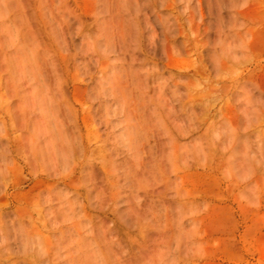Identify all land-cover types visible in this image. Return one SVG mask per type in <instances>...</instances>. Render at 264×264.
<instances>
[{"label": "rangeland", "instance_id": "374dc122", "mask_svg": "<svg viewBox=\"0 0 264 264\" xmlns=\"http://www.w3.org/2000/svg\"><path fill=\"white\" fill-rule=\"evenodd\" d=\"M61 1L0 0V264H264V0Z\"/></svg>", "mask_w": 264, "mask_h": 264}, {"label": "bare ground", "instance_id": "6f19581e", "mask_svg": "<svg viewBox=\"0 0 264 264\" xmlns=\"http://www.w3.org/2000/svg\"><path fill=\"white\" fill-rule=\"evenodd\" d=\"M130 1H132V0H130ZM137 1V0H136ZM62 1L60 0V3H61ZM134 2V1H133ZM38 3V2H37ZM38 5H39V3H38ZM135 6V5H134ZM43 8V7H42ZM57 8V7H56ZM55 8V9H56ZM41 11H42V9H41ZM57 11V10H56ZM63 15V14H62ZM70 15H71V13H70ZM74 22H75V20H74Z\"/></svg>", "mask_w": 264, "mask_h": 264}]
</instances>
